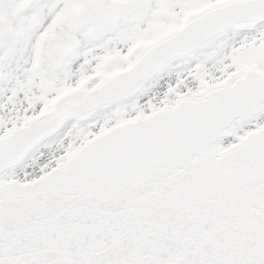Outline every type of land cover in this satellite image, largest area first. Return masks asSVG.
<instances>
[{
  "label": "snow or ice",
  "instance_id": "6c2138e0",
  "mask_svg": "<svg viewBox=\"0 0 264 264\" xmlns=\"http://www.w3.org/2000/svg\"><path fill=\"white\" fill-rule=\"evenodd\" d=\"M0 264H264V0H0Z\"/></svg>",
  "mask_w": 264,
  "mask_h": 264
}]
</instances>
